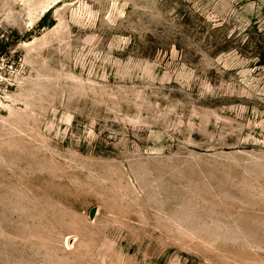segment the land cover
I'll return each instance as SVG.
<instances>
[{
	"label": "rangeland",
	"instance_id": "1",
	"mask_svg": "<svg viewBox=\"0 0 264 264\" xmlns=\"http://www.w3.org/2000/svg\"><path fill=\"white\" fill-rule=\"evenodd\" d=\"M0 264H264V0H0Z\"/></svg>",
	"mask_w": 264,
	"mask_h": 264
}]
</instances>
